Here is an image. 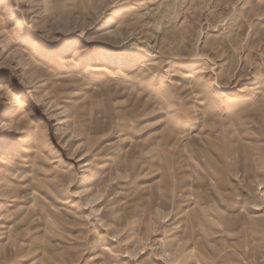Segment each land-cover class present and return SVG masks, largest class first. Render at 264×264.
<instances>
[{
	"label": "rangeland",
	"instance_id": "374dc122",
	"mask_svg": "<svg viewBox=\"0 0 264 264\" xmlns=\"http://www.w3.org/2000/svg\"><path fill=\"white\" fill-rule=\"evenodd\" d=\"M0 264H264V0H0Z\"/></svg>",
	"mask_w": 264,
	"mask_h": 264
},
{
	"label": "bare ground",
	"instance_id": "6f19581e",
	"mask_svg": "<svg viewBox=\"0 0 264 264\" xmlns=\"http://www.w3.org/2000/svg\"><path fill=\"white\" fill-rule=\"evenodd\" d=\"M198 115V114H197ZM200 117V116H199ZM199 119V118H198ZM196 120V119H195ZM200 120V119H199ZM197 121V120H196ZM177 141V140H176ZM89 179V178H88ZM173 242V241H172ZM170 251V250H169Z\"/></svg>",
	"mask_w": 264,
	"mask_h": 264
}]
</instances>
